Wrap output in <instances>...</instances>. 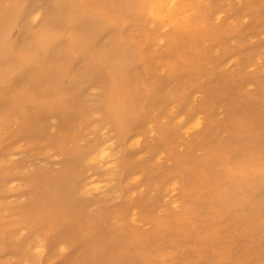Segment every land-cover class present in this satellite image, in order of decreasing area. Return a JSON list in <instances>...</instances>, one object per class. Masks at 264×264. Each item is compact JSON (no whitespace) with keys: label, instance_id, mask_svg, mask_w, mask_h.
<instances>
[{"label":"rangeland","instance_id":"374dc122","mask_svg":"<svg viewBox=\"0 0 264 264\" xmlns=\"http://www.w3.org/2000/svg\"><path fill=\"white\" fill-rule=\"evenodd\" d=\"M12 1L0 0V18ZM88 3L115 24L90 35L83 56L54 48L48 61L66 60L56 85L67 87L66 73L91 54L109 58L100 71L88 65L82 87L66 88L67 119L51 114L59 97L46 84L35 88V68L5 80L13 99L24 89L41 102L33 113L0 107V156L9 153L1 157L0 264H264V0H182L194 11L178 32L136 0ZM45 6L37 0L36 16L23 15L10 38L20 26L34 33ZM117 42L125 48L118 79L132 100L124 139L108 104ZM35 119L40 126L23 136ZM101 147L105 157L92 161Z\"/></svg>","mask_w":264,"mask_h":264},{"label":"bare ground","instance_id":"6f19581e","mask_svg":"<svg viewBox=\"0 0 264 264\" xmlns=\"http://www.w3.org/2000/svg\"><path fill=\"white\" fill-rule=\"evenodd\" d=\"M90 0H41L46 3V16L40 24V27L34 31V33H27V28L20 26L18 30V39H11L9 36V30L11 27L16 26L19 23L20 18L24 15L27 18L35 17L38 9L35 10L37 0H28L27 6L22 4V0H13L9 5L10 16L8 18H0V107L6 106L8 112L11 113L13 108L11 103L15 104V108L21 112H32L40 105V100L37 96L25 95L22 93L24 89L18 92L16 99H13L11 93H14L12 86L6 85L5 80L8 78L10 83L13 79H17L16 76L22 73L28 72L27 68H35L36 76L33 78V82L38 88L40 85L46 84L49 90L54 91L58 95V105L52 107L50 112L52 115H57L60 119H67L74 109L67 106L64 98L66 88L71 90L78 89L82 84V78L85 69L88 65L94 66L98 71L102 68L96 64H103V58L108 57V53L98 52L93 53L89 57V61L85 62L82 68H79L76 74L66 73L68 77L67 87L59 88L56 83L58 81V73L64 71V65L66 60L63 58L62 62L58 61V64L52 65L48 59H55L54 48H62L64 55L83 56L85 54V44L89 42V36L103 32L107 33L111 26L115 23L111 21L110 17L104 14L100 9L93 10L88 3ZM141 5V10L150 17L152 21H168L173 27L175 32L182 31L189 24L188 12L192 10V4H183L182 0H136ZM96 8V7H95ZM187 13V14H186ZM181 22L180 26L176 25ZM17 27V26H16ZM69 32V33H68ZM68 33V34H67ZM152 39V38H151ZM115 46V45H114ZM32 49L33 54H23L22 50ZM117 57L110 59V66L107 68L108 81L107 86L111 89V97L108 100V104L116 106L113 114L110 113L112 126L119 137L123 138L127 136L132 130V125L126 120V117L131 111L130 98L127 99V85L123 79H118V74L124 69L123 53L125 51L124 46L117 42L115 50ZM113 49V52H115ZM121 50V51H120ZM38 52L41 53V57L38 58ZM133 54V52H132ZM109 58V57H108ZM130 59V58H129ZM134 59V58H133ZM2 86L6 87L5 90H1ZM82 87V86H81ZM82 98V91L78 93ZM128 103L129 105H127ZM117 110H119L117 112ZM4 114H0V119L4 118ZM133 118V117H132ZM37 120V119H35ZM134 120V119H133ZM38 121V120H37ZM33 122V125L28 129L27 125H24L23 136L27 135L30 130L35 127H39V121ZM139 128L142 127L140 122V115L137 113L134 120ZM134 123V122H133ZM199 126V121H195L188 130L195 129ZM140 133L136 130L130 134V138L133 140V145L138 144V138ZM124 139V138H123ZM140 140V139H139ZM9 153L3 152L0 156V170L8 171V165L1 160V157H7ZM106 155L105 148H98L92 151L88 156H91V160L97 158H103ZM2 201H0V206ZM40 244V242H39ZM42 249L43 246L38 245ZM31 249V248H30ZM40 251H38L39 254ZM6 249L3 248L0 238V254H6ZM41 253V252H40ZM5 264H8L6 261Z\"/></svg>","mask_w":264,"mask_h":264}]
</instances>
